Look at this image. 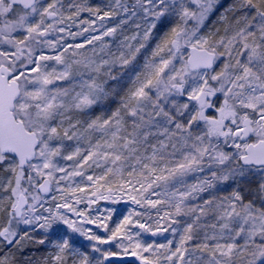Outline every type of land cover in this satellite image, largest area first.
Wrapping results in <instances>:
<instances>
[{"label":"snow or ice","instance_id":"1","mask_svg":"<svg viewBox=\"0 0 264 264\" xmlns=\"http://www.w3.org/2000/svg\"><path fill=\"white\" fill-rule=\"evenodd\" d=\"M129 257L264 264V0H0V264Z\"/></svg>","mask_w":264,"mask_h":264},{"label":"rangeland","instance_id":"2","mask_svg":"<svg viewBox=\"0 0 264 264\" xmlns=\"http://www.w3.org/2000/svg\"><path fill=\"white\" fill-rule=\"evenodd\" d=\"M87 3L90 4L91 6L93 7H98L100 8L101 10H107L108 6L110 5L111 3V0H87ZM127 3L129 5L133 4L134 3V0H127ZM83 18H90L89 17V14L88 13H84L83 14ZM120 19L119 16L117 17H114L111 21H107V24L108 26H113L115 25L118 20ZM98 24L100 23L99 21L97 22ZM75 31V29H73ZM132 31H134V28L131 27V26H126L125 27V34L126 35H130L132 33ZM91 34H96V33H85L84 36H88V35H91ZM84 39V37H78L77 40L75 42H81L82 40ZM123 39V36H118L116 38H108V37H105V40H107L110 44V46L113 48V50H115V47L117 45V43L119 42V40ZM142 59V57H141ZM62 163H70V162H62ZM95 209H102L104 207H109V208H115L117 209V212L115 214H118L121 216L125 215L127 213V210L132 207L131 205H128V204H105L103 201L100 202V204L98 205H95L93 206ZM98 231V230H97ZM101 235H103V233H100ZM39 235V234H37ZM168 238V239H171L172 237L169 235V234H164V236H156V237H152L150 235H145L143 237V239L146 241V242H152V241H157V242H165V239ZM87 243V242H85Z\"/></svg>","mask_w":264,"mask_h":264},{"label":"trees","instance_id":"3","mask_svg":"<svg viewBox=\"0 0 264 264\" xmlns=\"http://www.w3.org/2000/svg\"><path fill=\"white\" fill-rule=\"evenodd\" d=\"M120 218H121L120 215H118V214H114V216H113V222L118 221V219H120ZM37 247L39 248V247H41V246H37ZM37 254H39V253H37ZM127 264H135V263H133V262H127Z\"/></svg>","mask_w":264,"mask_h":264},{"label":"water","instance_id":"4","mask_svg":"<svg viewBox=\"0 0 264 264\" xmlns=\"http://www.w3.org/2000/svg\"><path fill=\"white\" fill-rule=\"evenodd\" d=\"M127 259V262H133V263H135V264H138V262H136L135 260H134V258H132V257H129V258H126Z\"/></svg>","mask_w":264,"mask_h":264}]
</instances>
